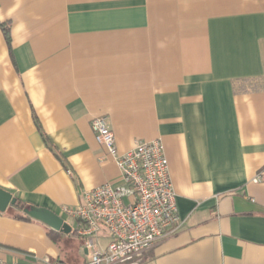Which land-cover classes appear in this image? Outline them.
Segmentation results:
<instances>
[{
  "label": "crops",
  "instance_id": "crops-1",
  "mask_svg": "<svg viewBox=\"0 0 264 264\" xmlns=\"http://www.w3.org/2000/svg\"><path fill=\"white\" fill-rule=\"evenodd\" d=\"M1 24L0 189L69 225L120 181L103 116L118 153L168 161L180 227L140 264H264V0H0ZM49 230L9 206L0 258H66Z\"/></svg>",
  "mask_w": 264,
  "mask_h": 264
},
{
  "label": "built area",
  "instance_id": "built-area-1",
  "mask_svg": "<svg viewBox=\"0 0 264 264\" xmlns=\"http://www.w3.org/2000/svg\"><path fill=\"white\" fill-rule=\"evenodd\" d=\"M90 127L117 165L120 181L85 190L78 205L61 209L78 222L75 232L83 238L85 252L80 264H140L147 250L180 227L163 145L160 140L135 141L129 151L118 153L105 117L93 118ZM0 264L63 263L58 258H0Z\"/></svg>",
  "mask_w": 264,
  "mask_h": 264
},
{
  "label": "water",
  "instance_id": "water-1",
  "mask_svg": "<svg viewBox=\"0 0 264 264\" xmlns=\"http://www.w3.org/2000/svg\"><path fill=\"white\" fill-rule=\"evenodd\" d=\"M16 199L12 195L0 189V212H4L9 206H13ZM23 212L30 218L37 220L49 229L69 235L71 233L70 226L65 223L58 215L46 208L32 207L24 209Z\"/></svg>",
  "mask_w": 264,
  "mask_h": 264
},
{
  "label": "trees",
  "instance_id": "trees-1",
  "mask_svg": "<svg viewBox=\"0 0 264 264\" xmlns=\"http://www.w3.org/2000/svg\"><path fill=\"white\" fill-rule=\"evenodd\" d=\"M1 29H2V33L4 36V39L6 41V43L9 45V41H10V35H9V26L6 24H1ZM42 136H44L42 134ZM33 206L31 205H27L19 200L16 199L15 204L12 206V211H13V217L18 219V220H30L31 218L29 216H27L23 210L24 209H30ZM48 235L50 236L51 240L54 242V244L56 245L57 248H59V243L61 241V239L63 237L66 236H70V235H75L76 237H79L75 231H71V233L69 235L66 234H62L60 232H55L53 230H49ZM82 241L83 238L79 237ZM63 264H67V261H65L64 259H59Z\"/></svg>",
  "mask_w": 264,
  "mask_h": 264
},
{
  "label": "rangeland",
  "instance_id": "rangeland-1",
  "mask_svg": "<svg viewBox=\"0 0 264 264\" xmlns=\"http://www.w3.org/2000/svg\"><path fill=\"white\" fill-rule=\"evenodd\" d=\"M63 219L65 221H68L71 228H75L76 226H78L77 222H75L74 220H67L66 217H63ZM82 244L83 241L75 235L67 236L62 240L61 248L66 253V258L64 257V260L67 261V264L80 263L81 255L78 249L79 245L81 247ZM72 258L74 261H72Z\"/></svg>",
  "mask_w": 264,
  "mask_h": 264
}]
</instances>
